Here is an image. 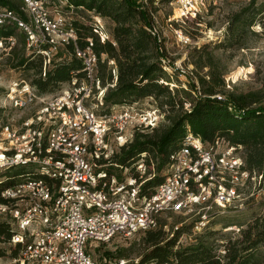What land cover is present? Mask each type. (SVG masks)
<instances>
[{
	"label": "built area",
	"instance_id": "built-area-1",
	"mask_svg": "<svg viewBox=\"0 0 264 264\" xmlns=\"http://www.w3.org/2000/svg\"><path fill=\"white\" fill-rule=\"evenodd\" d=\"M64 2L68 4V0H23L26 18L19 11L0 7V26H16L26 36V48L44 56V76L62 47L72 45L84 65L82 78L74 75L69 89L52 96L40 93L26 80H13L7 87L5 98L12 108L38 106L19 128L8 123L0 131V172L30 169L18 175L22 180L0 192L5 200L0 213L16 226L9 243L19 249L3 264H140L139 258H104L102 262L89 250L119 243L117 237L127 240L157 229L163 215L170 213L196 215L192 230L199 234L218 212L244 200L245 187L254 184L264 196V173L249 170L242 145L220 137L206 143L190 130L170 154L167 173L154 189L144 187L155 175L146 153L133 164L132 172L125 167L126 172L118 173L115 167H123L113 161L118 149L129 145L136 131L157 127L165 113L157 107L141 108L139 102L101 112L107 89L116 84L115 61H108L115 79L104 85L98 75L94 40L88 37L85 47L79 45L74 19L59 7ZM176 2L180 19H196L205 0ZM153 17L149 30L163 51L164 37ZM104 22L93 15V30L102 42L112 39ZM180 38L184 44L191 43L189 36ZM16 41L10 37L8 48ZM0 44L5 42L0 40ZM163 63L167 69L165 56ZM219 253L225 254V247Z\"/></svg>",
	"mask_w": 264,
	"mask_h": 264
},
{
	"label": "trees",
	"instance_id": "trees-1",
	"mask_svg": "<svg viewBox=\"0 0 264 264\" xmlns=\"http://www.w3.org/2000/svg\"><path fill=\"white\" fill-rule=\"evenodd\" d=\"M169 1L172 0H161L160 4ZM22 4L23 0H0V7L19 11L26 18V14L21 10ZM67 5L68 8L82 9L88 14V22L72 18L79 30V45L85 47L88 37L94 40V50L99 56L98 75L104 85L115 79L113 67L108 63L109 59L115 61L116 84L107 89L101 112H110L122 105L153 97L157 103L156 107L165 113L170 122L165 128L158 125L150 130L136 131L133 141L122 147V154H116L113 161L123 167L133 166V169V164L143 153L147 154L146 162L149 165L153 156L158 161L157 170L165 168V173L163 176L155 175L146 182L144 187L152 190L165 177L170 154L179 148L190 130L206 143H212L220 137L232 145H242L249 170L264 173V90L260 88L238 91L234 87L228 89V68L215 52L216 49L227 51L234 47L246 46V36L252 32L253 25L264 9L256 8V0H251L247 6L232 15L223 41L194 47L191 63L194 65L192 72L195 73L197 81L190 76L189 89L170 87L172 81L163 63L164 56L165 59L169 58L166 54L167 48L162 43L161 51V43L149 30L154 21L153 14L156 15L159 5L153 2L143 4L139 0H68ZM93 15L101 16L105 22L107 19L111 21V40L102 42L94 32ZM13 36L27 49L26 36L16 26H0V40H3L7 47V40ZM15 45L10 48V53L17 55V64L14 67L33 69L37 76L31 83L36 85L42 94H48L64 83L71 84L74 75L79 78L84 75L83 62L74 55L72 45L59 49L45 76L44 56L31 51V54H23L20 57ZM103 54L106 55L104 61ZM167 64H170V61ZM17 168L23 167L12 168L0 174L8 178L0 183V192L14 184L18 175L26 172L19 170L8 175ZM3 202L5 200L0 193V203ZM15 232L16 228L9 220H0V239L9 242ZM180 232L177 231L173 237L165 239L161 231H146V240L151 244V250L143 256L141 263L156 261L175 264H221L223 259L225 264H264V214L257 216L242 232L241 237L229 238L224 244L226 253L223 255L217 252L212 243L204 239L179 247ZM14 255L16 256L17 252ZM109 255H112L110 251L102 253L100 250L95 253L98 259L107 258Z\"/></svg>",
	"mask_w": 264,
	"mask_h": 264
},
{
	"label": "rangeland",
	"instance_id": "rangeland-1",
	"mask_svg": "<svg viewBox=\"0 0 264 264\" xmlns=\"http://www.w3.org/2000/svg\"><path fill=\"white\" fill-rule=\"evenodd\" d=\"M251 0H205L204 6L201 7V15L196 19H180L178 17V4L176 0L165 2L157 6L156 20L157 26L164 37V45L166 46V54L168 68L167 73L172 81L171 88H188L190 76L197 81L195 73L192 72L194 65L191 63V53L195 46H200L208 42L219 43L226 37V31L229 26V21L233 14L239 12L244 6H247ZM67 3L59 4L60 9L66 12L69 16L74 17L81 22H88V14L82 9L68 8ZM264 7V0H256V8ZM107 31L112 30V24L109 19L104 22ZM252 32L246 36V46L244 48L234 47L227 51L223 49H216V54L220 56L228 68L226 76L227 88L238 91L256 90L263 88L264 90V9L252 27ZM182 34L180 35V32ZM110 32V31H109ZM189 36L191 43L184 44L181 41V36ZM18 42V43H17ZM18 52L21 55L31 54L30 50L25 49L17 39L15 43ZM17 64V55L13 56L6 44H0V131L2 126L8 123L15 128H19L21 122L27 117L33 115L38 104H33L28 108L16 109L8 105L5 94L7 87L13 80H26L33 82L36 78V72L26 70L24 68L14 67ZM70 84L64 83L59 87H55L53 91L48 92L47 96H52L60 93L65 89H69ZM193 94H195L193 92ZM139 102L141 108L149 109L157 106L153 97H147ZM170 122L166 117L159 124L160 128H165ZM158 127V128H159ZM1 138V135H0ZM2 143V141H1ZM117 154H122V148L118 149ZM153 160L149 165L155 175L163 176L165 168L157 170L158 161ZM154 163V164H153ZM148 166V168H149ZM153 167V168H152ZM128 168L132 172V167ZM125 167L117 168L118 173L127 171ZM156 169V170H155ZM29 171L26 168L13 169L8 175L16 172ZM2 172H0L1 174ZM155 175L153 177H155ZM7 178L0 175V179ZM22 178L18 177L14 181H20ZM244 200L238 202L237 207L227 208L218 212L212 218L209 226L201 233H194L192 228L197 216L194 214H177L170 213L163 215L160 226L152 231H161V234L166 239L173 237L177 231H181L178 237V246L185 247L190 244H195L197 240L204 239L212 243L217 252L223 249L224 244L228 242L229 238H239L244 230L253 222V220L264 214V196L255 187L250 185L245 187L242 191ZM1 204V203H0ZM0 220L11 221L6 214L0 213ZM16 227L15 225H12ZM240 229V230H237ZM146 231H142L127 240L119 241V237L115 242L102 245V248H90V252L95 253L100 250L102 253L110 251L107 260H135L137 258L142 261L151 250V244L146 240ZM90 243V242H89ZM264 251V249L262 250ZM19 253L18 247L10 244L5 239H0V264L9 262L14 253ZM124 253L125 255H120ZM102 262L104 260L100 259ZM148 262L140 263L147 264Z\"/></svg>",
	"mask_w": 264,
	"mask_h": 264
}]
</instances>
